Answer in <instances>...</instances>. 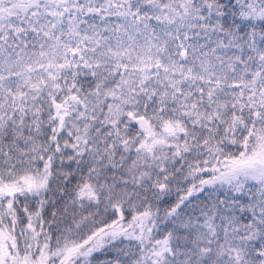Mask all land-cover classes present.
Returning <instances> with one entry per match:
<instances>
[{
	"label": "trees",
	"instance_id": "16d2710c",
	"mask_svg": "<svg viewBox=\"0 0 264 264\" xmlns=\"http://www.w3.org/2000/svg\"><path fill=\"white\" fill-rule=\"evenodd\" d=\"M151 2L171 8L190 2L191 18L199 12L193 18L198 31L218 27L224 40L234 42L231 63L220 53L212 62L208 43L205 51L202 42H174L169 34L172 62L189 66L192 56L199 58L181 75L173 69L193 116L182 120L186 135L179 140L188 153L170 157L162 176L138 171L133 152L111 144L107 135L114 130L135 146L146 135L139 128L147 115L137 107L107 115L96 94L102 82L105 89L113 86L109 79L63 74L59 89L42 97L38 120L9 123L0 133V264H196L188 215L198 203L213 206L212 190L205 189L207 199L201 184L217 163L238 158L233 141L249 134L258 109L251 90L260 52L251 42L254 34L264 36V14L248 15L249 0H135L132 11ZM206 3L220 18L208 21ZM188 44L193 48L181 60L179 52ZM190 72L194 80L185 79ZM56 109L64 114L57 122ZM85 183L94 186L98 205L82 209L76 195ZM78 212L88 218L76 230ZM144 220L160 225L155 252L144 251Z\"/></svg>",
	"mask_w": 264,
	"mask_h": 264
},
{
	"label": "rangeland",
	"instance_id": "374dc122",
	"mask_svg": "<svg viewBox=\"0 0 264 264\" xmlns=\"http://www.w3.org/2000/svg\"><path fill=\"white\" fill-rule=\"evenodd\" d=\"M134 1L0 0V132L9 123L38 120L42 97L59 89L63 74L86 73L111 81L112 87L105 89L102 82V92L96 94L97 106L106 105L107 115L117 116L134 107L147 115L139 128L146 135L134 149L136 169L164 174L168 158L184 151L176 143L184 134L182 120L193 119L178 92L173 69L181 75L189 71L192 60L199 59L192 56L189 66L188 61L172 62L167 56L169 34L174 42L192 34L195 37L186 41L202 42L205 51L208 43L206 52L212 62L219 59V53L230 59L234 42L224 40L218 27L198 31L193 18L199 12L191 18L189 3L171 8L151 2L133 13ZM249 1L248 15L262 18L264 0ZM206 9L208 21L220 18L211 5L206 4ZM191 48L188 44L180 50L181 60ZM185 79L195 77L190 72ZM260 104L264 109V89ZM57 111L56 122L64 116ZM94 126L95 121L88 128ZM259 133L256 142L247 147L246 158L232 166L233 176L224 183L223 196L217 200L219 207L206 214L202 209L195 216L200 264H264V128ZM107 139L131 150L128 140L114 130ZM254 183L260 188V201L250 199ZM77 201L82 209L97 206L94 186L84 185ZM87 218L85 212H78L75 229ZM143 222L144 251L154 252L160 225L153 220Z\"/></svg>",
	"mask_w": 264,
	"mask_h": 264
}]
</instances>
